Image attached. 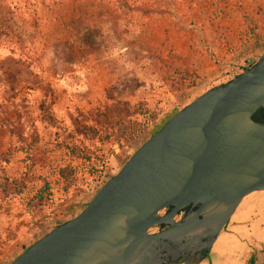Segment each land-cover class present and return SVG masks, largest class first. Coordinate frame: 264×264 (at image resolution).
Here are the masks:
<instances>
[{
	"label": "rangeland",
	"instance_id": "obj_1",
	"mask_svg": "<svg viewBox=\"0 0 264 264\" xmlns=\"http://www.w3.org/2000/svg\"><path fill=\"white\" fill-rule=\"evenodd\" d=\"M263 50L264 0H0V264L79 213L156 126ZM218 254L262 261L264 190L190 264Z\"/></svg>",
	"mask_w": 264,
	"mask_h": 264
},
{
	"label": "water",
	"instance_id": "obj_2",
	"mask_svg": "<svg viewBox=\"0 0 264 264\" xmlns=\"http://www.w3.org/2000/svg\"><path fill=\"white\" fill-rule=\"evenodd\" d=\"M258 110L264 50L252 67L174 112L79 213L9 264H190L203 257L241 199L264 190ZM156 225L162 228L149 233Z\"/></svg>",
	"mask_w": 264,
	"mask_h": 264
},
{
	"label": "trees",
	"instance_id": "obj_3",
	"mask_svg": "<svg viewBox=\"0 0 264 264\" xmlns=\"http://www.w3.org/2000/svg\"><path fill=\"white\" fill-rule=\"evenodd\" d=\"M123 1H125L126 2V0H123ZM133 8L134 9H139V7H137V6H133ZM148 10H150V9H147L145 12H149ZM178 109H176L174 112H176ZM173 112V113H174ZM172 113V114H173ZM171 114V115H172ZM259 114H262L263 116H264V110H258L257 112H255L254 114H253V118L254 119H256L257 118V116L259 115ZM170 115V116H171ZM162 125V124H161ZM161 125H159V126H156L155 127V130L156 129H158ZM154 130V131H155ZM99 164H98V168L96 169L97 170V173H96V177L95 178H97V177H99L101 174H102V172H103V170H104V164H105V159L104 158H102V157H100L99 158V162H98ZM44 180V179H43ZM46 187L45 188H48V185H47V183L45 182V183H43ZM45 193V192H44ZM248 264H254V258L253 257H250L249 258V262H248ZM261 264H264V259H263V261H262V263Z\"/></svg>",
	"mask_w": 264,
	"mask_h": 264
},
{
	"label": "built area",
	"instance_id": "obj_4",
	"mask_svg": "<svg viewBox=\"0 0 264 264\" xmlns=\"http://www.w3.org/2000/svg\"><path fill=\"white\" fill-rule=\"evenodd\" d=\"M256 61H257L256 59H254V60L247 59V60H245L244 62H242L240 64H236V65L230 67L228 69V72H227L228 77H227L226 80L235 77L236 75H238L239 73H241L244 69H248V68L252 67L256 63ZM161 212H159V214ZM148 232L149 233H152V229L150 228L148 230Z\"/></svg>",
	"mask_w": 264,
	"mask_h": 264
},
{
	"label": "crops",
	"instance_id": "obj_5",
	"mask_svg": "<svg viewBox=\"0 0 264 264\" xmlns=\"http://www.w3.org/2000/svg\"><path fill=\"white\" fill-rule=\"evenodd\" d=\"M219 83H221V82H219ZM215 84H217V83H215ZM235 212V211H234ZM217 239V238H216ZM214 244V243H213ZM212 244V245H213ZM215 259L213 260V264H224L225 262H230V261H232L231 259L229 260V259H223V258H221V256H220V254H218V256H216V257H214ZM264 259V258H263ZM263 259H262V261H263ZM234 260V259H233ZM262 261L261 262H259L258 264H261L262 263ZM240 262V261H239ZM248 262H249V260H248ZM248 262L246 263V264H248ZM241 263V262H240ZM242 264V263H241ZM244 264V263H243ZM254 264H257V262L255 261V259H254Z\"/></svg>",
	"mask_w": 264,
	"mask_h": 264
},
{
	"label": "flooded vegetation",
	"instance_id": "obj_6",
	"mask_svg": "<svg viewBox=\"0 0 264 264\" xmlns=\"http://www.w3.org/2000/svg\"><path fill=\"white\" fill-rule=\"evenodd\" d=\"M165 210H163L164 212ZM184 215V212H180L179 215L176 216V220L180 219L182 216ZM162 228L161 225H156V228L152 229V232H156V231H159L160 229Z\"/></svg>",
	"mask_w": 264,
	"mask_h": 264
}]
</instances>
